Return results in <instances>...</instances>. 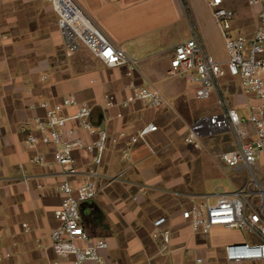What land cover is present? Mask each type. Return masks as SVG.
I'll list each match as a JSON object with an SVG mask.
<instances>
[{
  "label": "crops",
  "instance_id": "0c3cea01",
  "mask_svg": "<svg viewBox=\"0 0 264 264\" xmlns=\"http://www.w3.org/2000/svg\"><path fill=\"white\" fill-rule=\"evenodd\" d=\"M72 1L135 65L107 68L82 45L70 50L49 0H0V264H72V258L58 259L50 244L57 227L54 213L64 199L57 187L65 172L54 163L53 147L38 144L29 149L22 133L40 138L36 120L45 112L38 105L68 98L88 105L92 125L107 131L110 139L120 133L127 136L108 143L98 168H93V156L85 150L73 152L78 172L70 178L73 187L89 180L93 169L101 177L100 185L104 177L122 174L120 181L80 208L88 235L109 245L102 252L103 264H197L198 259L202 264H264L226 262L227 246L256 241L248 233L214 227L207 235L195 234L182 218L193 206L214 204L218 195L231 194L213 195L207 187L219 175L213 154L227 152V147L208 141L228 136L230 151L235 147L231 135L206 138L203 149L184 142L194 120L218 112L216 97L205 109L204 102L212 96L197 100L196 84L169 73L174 47L194 32L210 57L227 61L209 0ZM225 7L236 13L233 29L250 38L258 25L259 8L248 6L246 0H228ZM131 84L156 89L167 105L156 109L134 101ZM221 87L242 117L248 114V104L258 103L236 80L224 78ZM110 96L115 105L107 107ZM126 102L128 107H123ZM75 112L70 108L64 115ZM150 124L157 131L128 144V138ZM66 129L73 131V136L64 137L66 141L78 138L90 144L96 139L78 122H69ZM126 148L129 161L123 159ZM39 155L44 165L33 162ZM229 169L234 190L241 188L246 172ZM160 218L166 219L161 227L169 232L166 243L153 237L154 223Z\"/></svg>",
  "mask_w": 264,
  "mask_h": 264
},
{
  "label": "built area",
  "instance_id": "2783aa9c",
  "mask_svg": "<svg viewBox=\"0 0 264 264\" xmlns=\"http://www.w3.org/2000/svg\"><path fill=\"white\" fill-rule=\"evenodd\" d=\"M227 1L209 0L208 3L224 40L227 61L223 64L210 57L194 32L192 38L174 47L169 73L196 84L197 100L216 97L218 112L194 120L187 128L184 142L195 149H203L204 139L230 134L234 149L222 153L215 162L246 172L247 179L233 193L218 195L214 204L206 202L201 206H193L183 212L182 218L189 222L195 234L207 235L214 227L248 233L256 241L229 245L224 249V257L228 263L257 262L264 261V0H246L248 6L259 8L258 25L250 38L241 32H237L235 37L232 35L236 13L225 7ZM49 2L58 16V28L70 50L74 51L83 45L107 68H134V59L123 49L114 46L72 0ZM224 78L238 81L247 96L258 100L256 104H248V116L242 117L231 107L221 87ZM129 89L134 101L143 102L150 108L158 109L167 105L164 96L154 88H137L131 84ZM106 99L107 107L115 105L113 97ZM128 105L129 102H126L123 107ZM38 107L45 112L44 118L37 119L35 126L41 137L23 131L26 143L29 149H34L38 144L53 147L54 163L66 175L57 187L64 199L54 213L57 227L50 236L51 248L60 260L72 258V264H103L102 252L108 250L109 245L105 240L92 239L88 235L82 223L80 208L120 181L122 174L104 177V183L100 185L101 177L93 169L88 174L89 180L73 187L70 178L78 174L73 152L85 150L93 156V168H98L103 162L108 143L111 141L116 144L127 139V136L120 133L110 139L107 131L92 125V109L72 98L56 104L42 102ZM70 108L76 112L72 116H65L64 111ZM73 121L78 122L88 134L95 135V141L90 144L78 138L66 141L65 136H73V131L66 129L67 124ZM155 131L157 127L150 124L136 136L128 138V144L144 141L148 134ZM123 159L130 160L128 148L123 152ZM33 162L44 165V157L36 156ZM165 223V218L154 223L153 237H161L166 243L169 232L161 230ZM202 262L201 259L197 260V264Z\"/></svg>",
  "mask_w": 264,
  "mask_h": 264
},
{
  "label": "rangeland",
  "instance_id": "374dc122",
  "mask_svg": "<svg viewBox=\"0 0 264 264\" xmlns=\"http://www.w3.org/2000/svg\"><path fill=\"white\" fill-rule=\"evenodd\" d=\"M246 33V32H245ZM244 33V34H245ZM232 35L235 37L237 35V31L234 29L233 32H232ZM83 46V45H82ZM233 87L230 86V92L231 93H234V89H232ZM215 97L212 96L208 101H205L204 104H205V109L207 108H210L211 106V103L215 100L214 99ZM248 116V114L246 115ZM209 143H214V144H220V145H223L225 147H227V151L228 148L230 147L229 146V137L228 136H225V135H222V136H219V137H216L215 139L211 140V141H208ZM206 142V143H208ZM226 152V151H225ZM224 153V152H223ZM221 154H218V155H214L213 154V158L216 159L217 157H219ZM218 165V166H217ZM216 166L219 168V175L218 177L216 178H212L208 183H207V187H208V190L210 191L211 194L215 195L216 193L217 194H222L224 191L226 193H233L235 190H234V186L232 184V182L230 181L229 177H233V173H232V170L225 167L224 165H222L221 163L217 164ZM213 203V201L211 202Z\"/></svg>",
  "mask_w": 264,
  "mask_h": 264
}]
</instances>
